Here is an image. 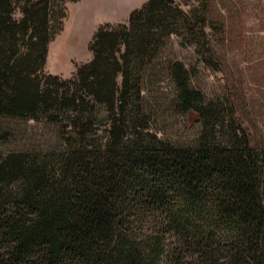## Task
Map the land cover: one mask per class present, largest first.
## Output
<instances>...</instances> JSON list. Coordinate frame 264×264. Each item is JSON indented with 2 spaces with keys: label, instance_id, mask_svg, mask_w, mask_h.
Segmentation results:
<instances>
[{
  "label": "trees",
  "instance_id": "1",
  "mask_svg": "<svg viewBox=\"0 0 264 264\" xmlns=\"http://www.w3.org/2000/svg\"><path fill=\"white\" fill-rule=\"evenodd\" d=\"M66 1L0 0V115L68 111L75 136L52 156L0 155V264H264V146L236 94L208 97L177 61L175 106L198 113L196 140L175 144L142 118L144 67L166 36L223 71L216 0H148L100 26L91 60L62 78L44 67Z\"/></svg>",
  "mask_w": 264,
  "mask_h": 264
},
{
  "label": "rangeland",
  "instance_id": "2",
  "mask_svg": "<svg viewBox=\"0 0 264 264\" xmlns=\"http://www.w3.org/2000/svg\"><path fill=\"white\" fill-rule=\"evenodd\" d=\"M148 0L66 1V16L49 43L45 73L62 78L76 76L78 68L92 58L90 42L102 25L127 23L130 13ZM180 1V0H178ZM214 20L221 45L223 71L204 65L193 45L177 35L166 36L153 58L148 59L142 77L141 110L149 128L175 144L194 142L199 133V115H185L175 106L171 67L183 62L191 71L196 88L208 97L234 92L240 118L256 146H264V0H216ZM71 112L52 121L40 111L29 115H0V155L24 152L54 155L68 147L72 133ZM92 130L101 133L107 123L106 109L98 105Z\"/></svg>",
  "mask_w": 264,
  "mask_h": 264
}]
</instances>
